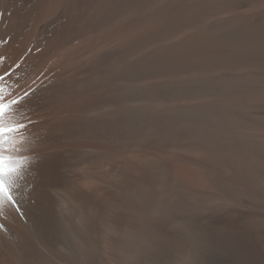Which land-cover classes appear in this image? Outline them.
Returning <instances> with one entry per match:
<instances>
[{"label": "bare ground", "instance_id": "6f19581e", "mask_svg": "<svg viewBox=\"0 0 264 264\" xmlns=\"http://www.w3.org/2000/svg\"><path fill=\"white\" fill-rule=\"evenodd\" d=\"M0 56L32 161L0 264H120L188 233L264 255V121L238 112L264 102V0H0Z\"/></svg>", "mask_w": 264, "mask_h": 264}, {"label": "rangeland", "instance_id": "374dc122", "mask_svg": "<svg viewBox=\"0 0 264 264\" xmlns=\"http://www.w3.org/2000/svg\"><path fill=\"white\" fill-rule=\"evenodd\" d=\"M142 90V87L134 84L124 94L126 96L137 95L143 93ZM128 97L137 103H144L145 101V97ZM263 103L258 104L259 106L252 105L246 109H239L238 112L247 118L264 121V117H262L264 116ZM190 116L207 117L209 115L195 112L188 114L181 113L178 115L179 118ZM188 237L189 239L182 250H170L154 239L131 242L125 247V254L120 260V264H264V255L247 254L230 245L216 242H213V245H211L209 244V240L193 233H188ZM194 239H198V244L195 241L197 245H194ZM194 247L196 248L194 249ZM142 251H148L150 253L152 258L149 261L150 263L147 261L139 262L137 257L135 259L131 255L132 253H140ZM262 253L264 254V247L260 254ZM110 259H112L111 255ZM114 261H112L113 264H118L115 259Z\"/></svg>", "mask_w": 264, "mask_h": 264}, {"label": "snow or ice", "instance_id": "6c2138e0", "mask_svg": "<svg viewBox=\"0 0 264 264\" xmlns=\"http://www.w3.org/2000/svg\"><path fill=\"white\" fill-rule=\"evenodd\" d=\"M3 57L0 56V60ZM6 75H0V200H7L18 211L17 201L13 196V189L17 181L24 177V173L31 159H24L23 154L17 152L15 137L25 132L29 125L23 122L6 123L18 106L27 102L31 93L25 91L23 96L7 98L4 94L3 81ZM28 119L27 117H25Z\"/></svg>", "mask_w": 264, "mask_h": 264}, {"label": "clouds", "instance_id": "9594fccd", "mask_svg": "<svg viewBox=\"0 0 264 264\" xmlns=\"http://www.w3.org/2000/svg\"><path fill=\"white\" fill-rule=\"evenodd\" d=\"M15 191V189H13V192ZM7 202V200H0V210H3L5 203Z\"/></svg>", "mask_w": 264, "mask_h": 264}]
</instances>
